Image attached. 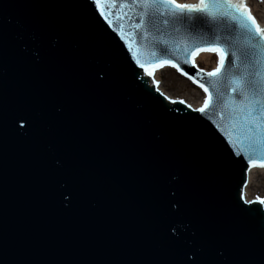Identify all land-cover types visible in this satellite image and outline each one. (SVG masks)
Instances as JSON below:
<instances>
[{
	"label": "water",
	"instance_id": "water-1",
	"mask_svg": "<svg viewBox=\"0 0 264 264\" xmlns=\"http://www.w3.org/2000/svg\"><path fill=\"white\" fill-rule=\"evenodd\" d=\"M163 18L105 0H0V264H184L189 244L202 264H264V213L244 204L233 154L239 97L221 84L226 103L205 114L149 75L177 64L215 94L186 52L226 37L232 52L246 33Z\"/></svg>",
	"mask_w": 264,
	"mask_h": 264
},
{
	"label": "snow or ice",
	"instance_id": "snow-or-ice-1",
	"mask_svg": "<svg viewBox=\"0 0 264 264\" xmlns=\"http://www.w3.org/2000/svg\"><path fill=\"white\" fill-rule=\"evenodd\" d=\"M105 2L120 6H139L140 13L150 17V22H154L157 17H164L160 22L164 25L171 22L173 30H178L177 25L187 26L194 16L210 18L212 21L227 18L239 24L246 35L241 47L235 51L229 52L227 46L231 45L232 41L226 37L224 44L214 39L194 44L191 50L186 52L188 57H191L193 52L199 55L197 51L199 48L200 51L215 53L218 57V67L213 72L205 74L208 83L216 90L215 94L201 83L200 87L208 95L203 107L195 111L208 114L226 103L220 86L227 84L229 91L233 94V103L236 102L237 97L240 100V106L234 108L233 116H239L243 139L239 144L232 145L233 154L242 156L245 161L246 181L253 167L264 168V27H261L252 16L247 0H198L197 3H181L179 0H105ZM96 3L99 4L100 0H96ZM245 12L247 19L244 16ZM248 19L252 21L251 24L247 22ZM189 62L195 66L194 60L185 59L184 61V63ZM172 66L179 67L177 64ZM200 71L203 73V69ZM184 75L187 76L188 73L185 72ZM24 120L25 118L22 117L21 126ZM237 148L239 150H236ZM244 204H256L255 210L264 213V199L260 197L255 200L244 199ZM173 207L177 208L178 205L174 203ZM185 230L186 227L179 221L170 225L169 228L170 235L177 241L182 238ZM200 252V248L189 244L188 249L183 253L184 264H202Z\"/></svg>",
	"mask_w": 264,
	"mask_h": 264
},
{
	"label": "rangeland",
	"instance_id": "rangeland-1",
	"mask_svg": "<svg viewBox=\"0 0 264 264\" xmlns=\"http://www.w3.org/2000/svg\"><path fill=\"white\" fill-rule=\"evenodd\" d=\"M250 7L254 8L255 17H260L262 12L258 11L256 6L262 4V11H264V0H248ZM215 55V54H214ZM207 70L205 68H202ZM209 71V70H207ZM161 84L163 85V92L168 93L172 98L190 102L193 96L189 95V92L194 90L196 87L193 86L190 81L181 76L175 69L166 68L161 74ZM254 183L250 188V199H256L257 197L264 198V179L258 176L253 179Z\"/></svg>",
	"mask_w": 264,
	"mask_h": 264
},
{
	"label": "bare ground",
	"instance_id": "bare-ground-1",
	"mask_svg": "<svg viewBox=\"0 0 264 264\" xmlns=\"http://www.w3.org/2000/svg\"><path fill=\"white\" fill-rule=\"evenodd\" d=\"M179 2H181V3H197L198 0H179ZM247 6L251 9V13L255 17L254 8L250 7L248 2H247ZM258 6L260 7V9L257 6H256V8H257L258 11L262 12V14L260 16L262 18L255 17V19L257 20V22L259 23V25L261 27H264V11H262V9H261L263 7H262V4H259ZM195 63L200 68H205L207 70H214L217 67V64H218L217 55H214L212 53H201L195 58ZM162 72L160 73V79H159V88H160V90L161 89L163 90V88H162L163 85L161 84V74H162ZM166 94L168 96H170L168 93H166ZM189 95L193 96V97L191 98L190 102L187 103V102L184 101L185 103H187L188 105H191V107L195 108V109L200 108L203 105L204 98H205V92L203 90H201L199 88H195L194 90H192V92L191 91L189 92ZM258 176H261L262 179H264V168L253 167L251 172L249 173L248 184H247V186L244 189L245 199H247V200L250 199V197H251L250 195L251 194H250L249 186L251 187L253 185V183H254L253 179L258 177ZM262 199H264V198H262Z\"/></svg>",
	"mask_w": 264,
	"mask_h": 264
}]
</instances>
